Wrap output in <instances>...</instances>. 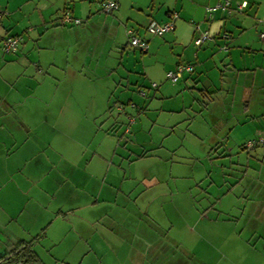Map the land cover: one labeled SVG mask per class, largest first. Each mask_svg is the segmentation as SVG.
<instances>
[{
    "label": "crops",
    "instance_id": "crops-1",
    "mask_svg": "<svg viewBox=\"0 0 264 264\" xmlns=\"http://www.w3.org/2000/svg\"><path fill=\"white\" fill-rule=\"evenodd\" d=\"M99 1L0 0V264H264V0Z\"/></svg>",
    "mask_w": 264,
    "mask_h": 264
},
{
    "label": "built area",
    "instance_id": "built-area-1",
    "mask_svg": "<svg viewBox=\"0 0 264 264\" xmlns=\"http://www.w3.org/2000/svg\"><path fill=\"white\" fill-rule=\"evenodd\" d=\"M246 1H243L239 4V7L245 6ZM118 0H100L99 1V9L104 13H111L118 8ZM215 10H226L229 11V0H221L216 2L213 5L205 6L206 13L211 16V14ZM3 15V11L0 9V21ZM177 18V12L173 11L169 13V19L160 23L155 20L150 21L146 30L148 33L155 36H162L165 33L172 31L175 27V19ZM61 21L63 23L74 22L80 23L81 19L78 17L72 16L69 11H65L62 15ZM195 27L198 28V24H195ZM126 35L128 36V43L134 48H137L141 51H146L149 48V42L145 38L138 35L132 28H126ZM260 38L264 39V31L259 33ZM210 33L208 30H201L194 38L193 42L196 47L200 46L204 41L210 38ZM21 41V37L19 35H11V34H0V48L4 54L14 53L19 46ZM194 70V66L192 63H178L173 69H169L166 71V77L175 82L184 72H192ZM152 86H156L155 82L151 83ZM144 93L143 91H141ZM121 108V106H120ZM264 118V116H262ZM133 119V118H132ZM264 146V131H262L255 138L247 140L244 144L246 148L253 146ZM15 264H23L21 259L17 260Z\"/></svg>",
    "mask_w": 264,
    "mask_h": 264
},
{
    "label": "trees",
    "instance_id": "trees-1",
    "mask_svg": "<svg viewBox=\"0 0 264 264\" xmlns=\"http://www.w3.org/2000/svg\"><path fill=\"white\" fill-rule=\"evenodd\" d=\"M19 255H21L23 258L18 257ZM18 259H21L23 261V264H32L34 261L33 255L23 247V248H20L19 251L10 255L8 258H5L3 263L15 264Z\"/></svg>",
    "mask_w": 264,
    "mask_h": 264
},
{
    "label": "rangeland",
    "instance_id": "rangeland-1",
    "mask_svg": "<svg viewBox=\"0 0 264 264\" xmlns=\"http://www.w3.org/2000/svg\"><path fill=\"white\" fill-rule=\"evenodd\" d=\"M130 129L129 130H131V126L129 127ZM133 132L131 131L130 133H127V134H124V135H126V136H128L130 139L132 138V139H134L133 137ZM86 135H87V132H86ZM198 235H196V237H197ZM196 239V238H195ZM201 240H214L213 238H211V237H208L207 235L204 237V238H201ZM220 249V251L222 252L223 250H224V248H222V247H220L219 248Z\"/></svg>",
    "mask_w": 264,
    "mask_h": 264
}]
</instances>
